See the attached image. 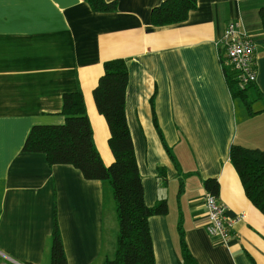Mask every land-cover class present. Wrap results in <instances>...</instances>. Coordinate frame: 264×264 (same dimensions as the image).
I'll list each match as a JSON object with an SVG mask.
<instances>
[{
    "label": "crops",
    "instance_id": "obj_1",
    "mask_svg": "<svg viewBox=\"0 0 264 264\" xmlns=\"http://www.w3.org/2000/svg\"><path fill=\"white\" fill-rule=\"evenodd\" d=\"M117 11L96 14L83 0H0V262L50 264L53 209L68 264L112 258L117 219L108 181H88L68 165L48 166L22 152L29 130L61 125L62 96L83 94L95 147L113 162L108 129L92 91L103 64L127 65L125 115L145 204L167 201L149 219L156 264H177V227L198 264H264V217L244 194L229 162L232 144L264 151V101L254 116H235L216 42L240 21L255 42V85L264 98V0H197L181 24L153 27L164 0H106ZM165 142L151 122L149 99ZM164 178L166 179L164 183ZM219 184L229 240L206 233L204 181ZM182 182V190L179 187Z\"/></svg>",
    "mask_w": 264,
    "mask_h": 264
},
{
    "label": "trees",
    "instance_id": "obj_2",
    "mask_svg": "<svg viewBox=\"0 0 264 264\" xmlns=\"http://www.w3.org/2000/svg\"><path fill=\"white\" fill-rule=\"evenodd\" d=\"M91 12L109 14L117 11L115 1L83 0ZM197 0H164L151 10L153 27H165L185 22ZM264 34V7L258 11ZM224 80L233 101H240L248 116H254L252 105L264 98L255 83L241 87L220 55ZM128 71L125 60L115 59L103 64V73L92 91L98 114L104 119L109 137L108 147L113 162L105 166L93 139V130L87 115L83 94L65 93L62 96L61 125H37L31 127L24 141L22 152L41 154L48 166L68 165L77 170L85 180L108 181L111 186L117 219V236L112 258L103 264H156L149 219L168 213L167 201H157L149 207L145 204L144 190L139 174L132 138L125 115V92ZM151 122L168 156L176 164L160 129L154 108V96L149 99ZM229 162L235 170L246 198L264 217V151L232 144ZM166 179L164 178V183ZM206 192L218 196L219 184L215 179L203 183ZM182 190V182L179 181ZM179 252L177 264H198L185 243V232L177 227ZM250 264H255L248 257ZM30 264V263H28ZM50 264H68L58 227L56 207L53 209Z\"/></svg>",
    "mask_w": 264,
    "mask_h": 264
},
{
    "label": "built area",
    "instance_id": "obj_3",
    "mask_svg": "<svg viewBox=\"0 0 264 264\" xmlns=\"http://www.w3.org/2000/svg\"><path fill=\"white\" fill-rule=\"evenodd\" d=\"M217 50L222 57L225 56L229 66L236 76L241 87L256 82L255 68L256 45L245 32L240 21H229L216 42ZM204 206L206 211V233L216 237L222 243L229 240L231 229L227 223L226 207L218 201L217 197L205 192ZM0 264H11L7 261Z\"/></svg>",
    "mask_w": 264,
    "mask_h": 264
},
{
    "label": "rangeland",
    "instance_id": "obj_4",
    "mask_svg": "<svg viewBox=\"0 0 264 264\" xmlns=\"http://www.w3.org/2000/svg\"><path fill=\"white\" fill-rule=\"evenodd\" d=\"M223 59L225 60L226 64L229 66V62L228 60H226V57L223 56ZM257 108V106H253V109L255 110ZM246 115V111L242 105V103L240 101H235V116L236 119L238 120L240 118V116H244ZM110 185V184H109ZM111 187V186H110Z\"/></svg>",
    "mask_w": 264,
    "mask_h": 264
}]
</instances>
